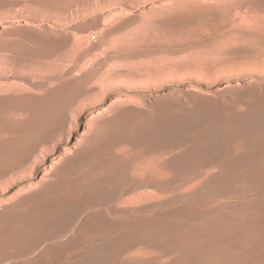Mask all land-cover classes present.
Returning a JSON list of instances; mask_svg holds the SVG:
<instances>
[{
	"label": "rangeland",
	"instance_id": "374dc122",
	"mask_svg": "<svg viewBox=\"0 0 264 264\" xmlns=\"http://www.w3.org/2000/svg\"><path fill=\"white\" fill-rule=\"evenodd\" d=\"M0 264H264V0H0Z\"/></svg>",
	"mask_w": 264,
	"mask_h": 264
},
{
	"label": "built area",
	"instance_id": "2783aa9c",
	"mask_svg": "<svg viewBox=\"0 0 264 264\" xmlns=\"http://www.w3.org/2000/svg\"><path fill=\"white\" fill-rule=\"evenodd\" d=\"M95 38V37H94Z\"/></svg>",
	"mask_w": 264,
	"mask_h": 264
}]
</instances>
